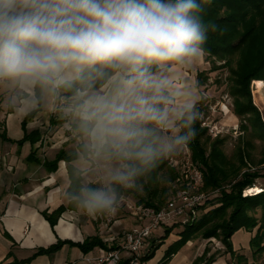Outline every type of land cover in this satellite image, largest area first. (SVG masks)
<instances>
[{
	"label": "clouds",
	"instance_id": "obj_1",
	"mask_svg": "<svg viewBox=\"0 0 264 264\" xmlns=\"http://www.w3.org/2000/svg\"><path fill=\"white\" fill-rule=\"evenodd\" d=\"M204 12L202 0H0V82H79L67 111L85 150L113 161L103 181L64 191L85 213L114 214L197 135L199 92L177 90L150 68L202 56L218 29Z\"/></svg>",
	"mask_w": 264,
	"mask_h": 264
},
{
	"label": "trees",
	"instance_id": "obj_2",
	"mask_svg": "<svg viewBox=\"0 0 264 264\" xmlns=\"http://www.w3.org/2000/svg\"><path fill=\"white\" fill-rule=\"evenodd\" d=\"M202 2L205 20L218 25V29L209 33V39L204 45L206 61L210 62L212 67L209 71H200L197 74L196 86L198 88L204 86L209 73L223 68L228 69V92L233 98V113L240 119V127L245 136L239 140L234 153L228 155L225 151L227 137L213 138L208 127L202 126L201 119L196 122L197 135L186 146L191 151L192 164L203 172V191L213 192L208 200L198 207L197 217L189 223H173L161 228L162 236L158 240L150 241L148 249H145L141 258L142 264L155 256L156 251L174 231L178 239L167 247L158 264H165L188 241L197 238L217 239L224 245L225 253L236 260L235 264H249L247 255L234 249L232 238L240 230L252 233L249 244L253 258L258 259L264 255V188L259 193L245 194L246 190L256 185L258 178L264 176L260 171L251 170L255 166L253 152L258 146L256 142L257 140L264 142V119L253 101L251 90L254 80L264 81V0H202ZM160 69V66L154 65L150 71L157 74ZM102 86V84L97 85V87ZM79 87L81 85L76 82L72 87L59 88L61 97L71 105L74 89ZM44 88L35 86L38 107L30 111L22 122L23 138L13 141L5 130L0 129V140L20 146L25 142L35 145L41 141L42 131L29 130L27 125L42 108ZM204 102L205 99L202 98L198 104L200 113L203 111ZM68 120H70L69 132L75 131L77 136L83 138L74 117L69 115ZM64 121L66 122L67 119L58 121L51 118V124ZM83 145L84 141L73 152L60 150L52 161H42L37 157L38 148L33 149L27 162L42 165L46 170L54 172L58 169L59 162L65 161L70 183L67 190H70L80 181L85 180L83 171L74 166L73 162L80 156L91 160L90 151L85 150ZM257 164H264V156ZM180 175L178 168L166 158L146 179L142 190H130L124 196H131L140 205L159 208L170 199L171 192L172 194L175 192ZM225 185H230L229 189H225ZM74 207L75 205L69 201L68 205H61L50 213L43 211L42 215L54 230L63 213ZM97 216L103 219L106 214H97ZM177 225H181L182 228L176 230ZM115 241L103 239L99 235L88 236L83 241L58 238L55 243L48 247L37 248L30 257L16 261L15 264H30L39 256H49L60 251L65 245L77 247L85 255L95 248L115 250L118 248ZM204 260H207V249L192 264H201ZM213 260L214 258H210L204 264H211ZM119 264H129V260L123 259Z\"/></svg>",
	"mask_w": 264,
	"mask_h": 264
},
{
	"label": "crops",
	"instance_id": "obj_3",
	"mask_svg": "<svg viewBox=\"0 0 264 264\" xmlns=\"http://www.w3.org/2000/svg\"><path fill=\"white\" fill-rule=\"evenodd\" d=\"M204 55L203 52L195 63L203 60ZM186 67L175 64L160 66L159 72H162L164 68L167 69L166 76H160L168 78L172 82L173 88L177 90L197 91L190 87L191 83L184 82ZM103 87L104 85L101 88ZM60 97L59 88L45 87L42 108L27 125L29 130L40 129L42 131L41 141L35 145L25 142L20 146L0 140V264H15L16 261L30 257L37 248L48 247L55 243L58 238L83 241L88 236L99 235L106 240L116 239L115 243L117 244L122 241L121 236L127 230V228L119 230V227L115 226V217L120 212L119 209L114 214H106L105 220L102 222L100 221L101 217H98L97 214L89 215L75 206L74 209L63 213L54 230L42 215L43 211L50 213L61 205L69 203L63 195L70 184L67 164L65 161H60L58 169L50 172L42 165L27 162L28 156L33 149L38 148L37 157L39 159L52 161L60 150L65 149L68 152H73L83 141V138L77 136L75 131L69 132L70 120H68V116L70 114L67 109L70 104L61 97L66 104L59 107ZM37 107L35 86L0 82V129L5 130L11 140L18 141L23 138L22 122L25 116ZM52 117L58 121L65 119L67 121L51 124ZM105 156L90 151L89 158L91 160L80 156L73 162V165L83 171L85 180L99 183L94 172L99 170L98 164H96L97 160ZM109 216L113 217L110 227V224L107 223ZM135 224L136 220H133L132 226ZM160 233L158 232L156 236ZM237 233H239L240 239L234 243L232 238L234 249L248 257L247 252L250 250L249 243L252 233H246L243 230ZM177 239L178 236L172 233L156 251L155 256L144 264H158L167 247ZM215 240L197 238L188 241L165 264H192L204 254L206 249L207 260L214 258L211 264H230L232 260L230 254L218 253L214 248H211L212 242ZM148 247L149 245L146 250ZM103 250L95 248L85 255L79 248L65 245L60 251L49 256H39L30 264H93L89 263L87 259L99 256ZM95 251H98L99 255L94 256Z\"/></svg>",
	"mask_w": 264,
	"mask_h": 264
},
{
	"label": "rangeland",
	"instance_id": "obj_4",
	"mask_svg": "<svg viewBox=\"0 0 264 264\" xmlns=\"http://www.w3.org/2000/svg\"><path fill=\"white\" fill-rule=\"evenodd\" d=\"M212 65L210 62L206 61V55H204L203 60H201L199 63H195L191 66H187L184 71V82L187 84L191 83V88L196 89L200 94V100L202 98L205 99L204 105H203V111L201 112L200 119L202 120V126L208 127V125H214L218 127L219 131H221V134L218 136L221 137H227V141L225 143V151L228 155H232L234 153V150L236 146L238 145V142L241 138L245 136L244 132L241 130V121L240 119L233 113V98L230 96L228 89H229V83H228V76L229 71L227 68L219 69L217 71L209 73V78L206 81V84L201 87H197V74L200 71H209L211 69ZM167 74V69L164 68L162 72H159L158 75H165ZM251 90H252V97L255 105L259 108V110L262 113V117L264 119V102L259 98L257 94L254 93V81L251 84ZM263 91V98H264V87L262 89ZM66 104V102H65ZM64 104V105H65ZM59 105V104H58ZM63 105V106H64ZM61 107V106H59ZM212 135V134H211ZM215 138L216 136H213ZM257 148L253 152V160L255 163V166L251 168L252 171H260L264 175V164L258 165V161L262 159L264 156V142H261L257 140ZM169 162L178 168L179 172L182 173L187 167V163L189 159H191V151L189 148H183L181 152H179L176 155H173L169 158H167ZM113 163V161L107 159V157L99 158L97 160L98 164V171L94 172V175L96 176V179H98L100 182L103 181L106 177L107 170L109 166ZM94 176V178H95ZM256 185L261 186L264 188V176L260 177L256 180ZM230 185H225V189H229ZM213 191L208 192L212 194ZM218 192V191H216ZM207 193V192H206ZM173 196L172 192L170 195V198ZM130 199H133L131 196H124V199L119 204V213L115 217L116 222L115 226L119 227V230L124 228H127L126 231H129L132 229V223L134 218L130 217L132 216L127 208V202H129ZM136 201L135 199H133ZM260 215V212L258 213ZM129 216V217H128ZM112 219L113 217L110 216ZM105 217L100 221L104 222ZM111 224L109 225V227ZM181 225L176 226V230L181 229ZM122 230V231H123ZM120 231V232H122ZM125 231V232H126ZM163 231V230H162ZM161 228L157 230L154 234V237L152 240H158L162 235ZM246 232L245 230H243ZM158 232H161L156 236ZM173 233H176L174 231ZM247 233V232H246ZM254 234V233H253ZM123 238V236H121ZM240 239L239 233H236L233 237L234 243L238 242ZM151 240V239H150ZM215 240V239H214ZM211 248H214L218 253H225V247L222 244L221 241L215 240V242H212ZM248 259L249 264H264V255L258 257V259L253 258L251 250H248ZM98 251H95L94 256H97ZM236 260H231L230 264H235Z\"/></svg>",
	"mask_w": 264,
	"mask_h": 264
},
{
	"label": "built area",
	"instance_id": "obj_5",
	"mask_svg": "<svg viewBox=\"0 0 264 264\" xmlns=\"http://www.w3.org/2000/svg\"><path fill=\"white\" fill-rule=\"evenodd\" d=\"M64 104L65 100L60 97L59 106ZM208 129L213 136L221 134L218 127L214 125H208ZM185 148L188 147L185 146ZM177 183L173 196L159 208L140 205L130 199L127 202V208L136 220V224L123 234L122 241L117 243V249H104L99 256L88 258L87 261L93 264H119L123 259H128L129 264H142L141 258L157 230L173 223L186 224L197 217L198 207L204 204L211 195L203 191L202 170L194 166L189 159ZM249 190L251 188L246 190L245 194H251ZM107 223H112L110 216L107 218ZM114 240L116 239L110 241Z\"/></svg>",
	"mask_w": 264,
	"mask_h": 264
},
{
	"label": "bare ground",
	"instance_id": "obj_6",
	"mask_svg": "<svg viewBox=\"0 0 264 264\" xmlns=\"http://www.w3.org/2000/svg\"><path fill=\"white\" fill-rule=\"evenodd\" d=\"M263 87H264V81L263 80H254V93L257 94L259 96V98L264 102L263 91H262ZM250 188H251V190H249V191L251 192V194L259 193V192L263 191V187L258 186V185H254Z\"/></svg>",
	"mask_w": 264,
	"mask_h": 264
}]
</instances>
